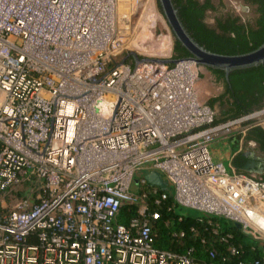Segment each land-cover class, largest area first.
Returning a JSON list of instances; mask_svg holds the SVG:
<instances>
[{
  "label": "built area",
  "instance_id": "2783aa9c",
  "mask_svg": "<svg viewBox=\"0 0 264 264\" xmlns=\"http://www.w3.org/2000/svg\"><path fill=\"white\" fill-rule=\"evenodd\" d=\"M118 6L0 0V264H207L155 247L150 197L169 194L139 170L159 171L178 206L264 241V178L229 172L210 147L253 114L218 122L189 57L118 61Z\"/></svg>",
  "mask_w": 264,
  "mask_h": 264
},
{
  "label": "trees",
  "instance_id": "16d2710c",
  "mask_svg": "<svg viewBox=\"0 0 264 264\" xmlns=\"http://www.w3.org/2000/svg\"><path fill=\"white\" fill-rule=\"evenodd\" d=\"M246 1L255 7V26L239 24L240 19L230 12L217 15L214 24L208 23L207 12L219 11V5L214 0H173L184 25L194 39L213 52L228 55L246 53L264 43V0ZM173 52V58L176 59L191 56L177 39ZM208 69L217 82L224 84L227 101L230 103L233 100L232 107L223 112V118L217 117L218 122L238 118L264 106V63L233 70L229 81L223 70ZM217 100L220 98L214 101ZM214 104L212 101L211 107ZM246 140H255L264 149V128L253 127L248 131ZM163 178L168 182L164 176ZM170 189L168 182L166 191L169 198L162 200L160 204H155L154 198L150 197L151 211L160 212L159 219L153 223L155 247L178 254L192 250L197 262L207 264H252L253 261L262 259L263 240L245 234L232 220L178 206ZM136 209L135 205L125 206L119 215L120 221L127 224L137 213ZM227 236L228 241L225 242L223 238ZM230 247H234L236 252L232 253Z\"/></svg>",
  "mask_w": 264,
  "mask_h": 264
},
{
  "label": "rangeland",
  "instance_id": "374dc122",
  "mask_svg": "<svg viewBox=\"0 0 264 264\" xmlns=\"http://www.w3.org/2000/svg\"><path fill=\"white\" fill-rule=\"evenodd\" d=\"M214 2L219 5V11L218 13L213 11L207 12V21L210 24L215 23V17L217 15L221 16L223 13L227 12L236 16H244L243 8L248 7L244 0H214ZM118 5L120 16L124 18L121 20V24L128 27V34L126 36L128 47L123 54L116 57L118 61H121L127 53L131 51L137 52L140 56L147 57H174L175 36L161 11L159 0H138L134 2V4H132V0H118ZM251 17H254V13H252ZM197 88L200 101L210 106L213 101L215 103L213 109L216 111L217 117L219 119L223 118V112L228 109L227 103L223 104L227 101L224 95L225 86L222 82H217L214 74L204 66L201 68ZM216 98H220V100L214 101ZM248 114H253L251 120L235 126L232 133L229 134L244 135L246 145H248L246 135L250 129L255 126L264 128V106L258 109L256 108ZM226 136L228 135L216 138L211 142L212 148H214L215 151H220L222 145L229 140ZM213 144L215 145L213 146ZM224 163L227 170L231 172L232 169L229 161L225 160ZM147 173L148 171L139 170L135 178L141 179L146 176ZM170 187L171 192L174 193L172 184H170ZM21 194L22 193H19V196ZM17 196L12 195L10 196L11 198H5L7 207L12 205Z\"/></svg>",
  "mask_w": 264,
  "mask_h": 264
},
{
  "label": "water",
  "instance_id": "95a60500",
  "mask_svg": "<svg viewBox=\"0 0 264 264\" xmlns=\"http://www.w3.org/2000/svg\"><path fill=\"white\" fill-rule=\"evenodd\" d=\"M159 4L175 39L180 41L182 46L190 52L191 56L189 58L194 59L199 65L206 68L223 70L227 81H229V75L233 70L259 66L264 63V43L254 50L241 54L228 55L213 52L194 39L184 25L173 0H159ZM129 59H133L135 64L140 62L171 64L180 60L176 58L141 57L134 51L128 52L122 59V63ZM146 178L151 185L158 186L161 190H167L168 182L159 171L148 172ZM235 225L239 228L241 227L240 223L235 222Z\"/></svg>",
  "mask_w": 264,
  "mask_h": 264
},
{
  "label": "crops",
  "instance_id": "0c3cea01",
  "mask_svg": "<svg viewBox=\"0 0 264 264\" xmlns=\"http://www.w3.org/2000/svg\"><path fill=\"white\" fill-rule=\"evenodd\" d=\"M209 70V69H208ZM229 138L222 145L220 151H215L211 145V152L215 160L222 161L224 163L225 160L229 161L231 172H243L250 175L255 176L256 178H264L263 175L258 173H252L250 170H246L245 167L247 166L248 159L250 158L246 153L250 150L249 144H245V136L239 134H232L226 136ZM215 144H213L214 146ZM225 164V163H224ZM226 166V165H225Z\"/></svg>",
  "mask_w": 264,
  "mask_h": 264
},
{
  "label": "flooded vegetation",
  "instance_id": "af4514ba",
  "mask_svg": "<svg viewBox=\"0 0 264 264\" xmlns=\"http://www.w3.org/2000/svg\"><path fill=\"white\" fill-rule=\"evenodd\" d=\"M247 4L248 7L243 8L244 16H236L233 15L234 17H238L240 20L238 21L239 24H244V25H253L255 26L256 24V16L257 14L254 12V6L251 5L248 1L244 0ZM252 13H254V17H251ZM216 22V21H215ZM209 23V22H208ZM227 99V98H226ZM233 100L225 101L227 103L228 109H230L231 102ZM240 103V101H238ZM248 144L250 147L251 151H248L246 155H248L250 158L248 159L247 166L245 167L246 170H250L252 173H258L260 175H264V149L261 147L260 143H258L255 140H248Z\"/></svg>",
  "mask_w": 264,
  "mask_h": 264
}]
</instances>
